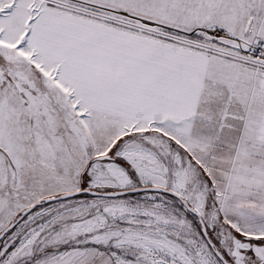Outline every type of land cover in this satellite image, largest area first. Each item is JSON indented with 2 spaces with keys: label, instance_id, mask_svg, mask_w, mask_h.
Wrapping results in <instances>:
<instances>
[{
  "label": "snow or ice",
  "instance_id": "obj_1",
  "mask_svg": "<svg viewBox=\"0 0 264 264\" xmlns=\"http://www.w3.org/2000/svg\"><path fill=\"white\" fill-rule=\"evenodd\" d=\"M0 264H264V0H0Z\"/></svg>",
  "mask_w": 264,
  "mask_h": 264
}]
</instances>
